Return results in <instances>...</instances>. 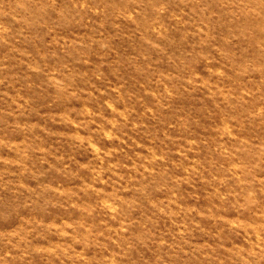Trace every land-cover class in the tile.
<instances>
[{"label":"rangeland","instance_id":"obj_1","mask_svg":"<svg viewBox=\"0 0 264 264\" xmlns=\"http://www.w3.org/2000/svg\"><path fill=\"white\" fill-rule=\"evenodd\" d=\"M0 264H264V0H0Z\"/></svg>","mask_w":264,"mask_h":264}]
</instances>
